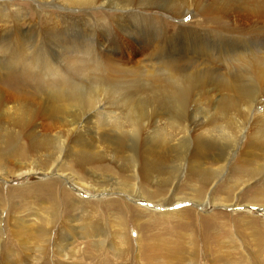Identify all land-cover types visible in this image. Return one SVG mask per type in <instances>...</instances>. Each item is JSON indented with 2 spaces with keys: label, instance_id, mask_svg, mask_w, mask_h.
Returning <instances> with one entry per match:
<instances>
[{
  "label": "bare ground",
  "instance_id": "1",
  "mask_svg": "<svg viewBox=\"0 0 264 264\" xmlns=\"http://www.w3.org/2000/svg\"><path fill=\"white\" fill-rule=\"evenodd\" d=\"M132 131L155 142L128 148L117 135ZM9 156L29 162L17 176L43 171L118 195L89 203L58 179L28 189L45 202L20 216L8 206L4 218L0 206V264H253L243 244L263 259L255 217L233 222L240 238L212 223L199 246L192 208L157 213L123 197L238 210L254 181L242 205L264 209V0H0V160ZM124 160L131 169L110 175ZM18 191L0 186V203ZM170 218L176 238L163 233ZM209 239L220 248L200 263Z\"/></svg>",
  "mask_w": 264,
  "mask_h": 264
},
{
  "label": "rangeland",
  "instance_id": "2",
  "mask_svg": "<svg viewBox=\"0 0 264 264\" xmlns=\"http://www.w3.org/2000/svg\"><path fill=\"white\" fill-rule=\"evenodd\" d=\"M11 1H13V0H11ZM31 5L33 6L34 3L32 4V3H28L27 1L25 2V6L27 7V9H30ZM163 19L166 20L167 23L172 22V19H171L170 15L163 14ZM183 21H184V23L189 22L190 21V17L189 18L188 17L184 18ZM213 51H214V53L217 54V49L216 48ZM24 93L26 94V96L23 97L24 99H26L25 102H29V103L30 102H35L36 96L34 95L35 93H33V91L30 92V90H26V91H24ZM260 99H261V101H263V97H261ZM15 103H17V102H15ZM8 107L10 108V114L16 113V110L20 109L19 107H17L13 103L9 104ZM191 108L192 107H190V110H191ZM257 112L259 113L261 111L257 110ZM252 114H253V111H252ZM102 127H104V126H102ZM101 129H103V128H101ZM219 129H220V127H214V135L212 137H208L210 139V143H209V139H208V142H207V139L205 140L207 143L211 144L210 146L213 147V148H215V146H217V145L219 146L220 145L219 143H222V139L223 138L221 139L220 132H218ZM124 130H126V128H124ZM245 134H246V130H243V133H242L243 136L241 138L242 139L241 141H245V136H244ZM90 135H91V133H90ZM117 137H119V139L122 137L121 138L122 140L120 139V141L124 142L125 146L128 145L127 146L128 148H134V149L138 148L143 143L147 144V142H148V144H153L155 142V138H154V136H151V134L145 136V134L144 135L141 134V133L139 134V132H137V131L136 132L132 131L131 133L130 132L129 133L121 132V133H119V135H117ZM141 138H142V140H141ZM218 139H220V140H218ZM213 141H215V142H213ZM178 149H180V148H178ZM190 149H191V147H190ZM236 152H237V150L235 149V151L232 153V156H231L233 159L230 157V160H229L230 162L229 163H231L232 161L236 160ZM124 162H125V160L123 162H119L120 164L118 163L116 165L111 163L112 165L111 164L110 165H111L112 168L114 167L113 168L114 171L109 172V174L110 175H114L115 174V170L118 171V168L116 167L118 165H119V167H121L124 170V172H126V171L128 172L131 169V166H130L131 164L129 162H125V163ZM20 163L29 164L27 159H25L23 157L21 158L19 156H9V157H7L4 160H0V171H1L2 176H3L2 177L1 174H0V186L8 188L9 190H12V189L13 190H19L18 191L19 195L25 197L23 200L19 201V200H17L19 195H13L12 197L10 196V197H8V200L10 201L9 205H8V200L5 197L6 200L4 199L0 203L1 207L6 205V208L3 210V214H4L2 216L3 218L8 213L9 207L11 208V211H12L11 213L12 214L15 211L16 212L14 214H18L19 212H21L22 214L20 213L19 214V216H20V215H26L25 213L27 212V208L31 204H33L35 202L37 204L39 202H45V197L44 196H40L36 191L35 192H28L27 190L28 189H33V188H35L37 186H41V185L47 184L49 181H52L54 179H58V181L63 182L64 183V187H65L66 190H68L70 193L74 194L75 196L79 197V199L87 201L89 203H92L94 201L100 200L101 198L102 199L104 198V200H105V199H108V198H110L112 196L118 195V194H116L114 192H93L92 190H89V189H86L84 187H81L74 180H71L70 178L69 179L68 178L64 179L63 176H60L58 174H53V173H48L47 174L46 172L43 173V171H35V172H30V173H24V174H22L23 176L22 175H18L17 176L16 174H13V173L17 172V167H18V165ZM121 164H123V165H121ZM1 166H2V168H1ZM97 166H98V163L97 164L96 163L95 164L92 163L88 167L92 168V170H94L95 172H100L101 170H99V168ZM183 173L184 172H181V174H180L182 178L184 176ZM225 175H226V173L223 172L222 176H221L222 178L220 177V179H223L225 177ZM86 177H87V179H86L85 182L89 183V185L90 184H92V185L95 184L93 182V180H92L90 175L89 176L86 175ZM66 179H68L69 181L68 180L65 181ZM91 180H92V182H91ZM257 181H255V183L257 182L259 185L262 184V181H260V180H257ZM251 183L253 185L254 181L249 182L250 186H251ZM246 184H247V186H245ZM246 184L242 187V189H240V192H239V194H242L241 192H243V193H246V195L241 197L242 198L241 201L237 202L238 204H241V205H239V207H238L239 209L238 210L225 208L223 206H215L214 204L209 203L208 199L205 200V202H204L205 206L202 207V208H199V207L196 208V206L193 205L192 202H187V201L184 202V201H182V203H181V201H178V200L174 201L175 205H170L167 208L166 207L165 208L164 207H159L158 208V207H155V206L153 207V206L149 205L150 203L147 204L146 201H138V200L135 201V199H133L131 197H128L127 195H125L126 198L123 197V200L126 201L131 206L135 207V206L142 205L144 207H148V209H150V210H154V211L156 210L157 213H161V212L173 213L174 211L177 212V210L180 211V210H182L184 208H192L195 211V213H193L194 214L193 218L189 219L190 223H189L188 227H194L193 228L194 229V234H195V237L197 239L198 245L200 246V244L202 243L201 238H203L204 230L207 227L211 226L212 223H215L214 225H217V223L219 221L221 222V220L222 221H226L227 224L229 225L228 226L229 227L228 230L234 235V237L236 236V237L240 238L239 237L240 236L239 232H236L237 229L234 227V223L235 222L238 223L240 221L241 222H246L247 220L250 221V219H252L253 217L259 219L261 222L262 221L264 222V209L263 208H248V207L246 208V207H244L246 205H242V204H246L247 202H249V200L251 202L252 198H254V196H255L254 195V196L250 197V196L247 195V194H249L251 192L253 187L250 188L249 184L248 183H246ZM21 191H22V194H20ZM24 191H26V192H24ZM5 192L6 191L3 190V193H5ZM219 193H221V192H219ZM217 197H221V196H219V194H218ZM233 199H234V197H233ZM22 201H23V203H22ZM234 201L236 202V199ZM100 208H102V207H101L100 204H98V210ZM215 212H218L220 214L212 215ZM177 218H180L182 220V217H177ZM183 218L186 219L185 216H183ZM176 219H171L170 218V219H168L167 223L164 224V225L167 226L164 229V232H163L165 234V236H172V237L176 238V235H177L178 232H176L173 229L171 230V228L168 225V224L173 225L174 221H177ZM174 231H175V233H174ZM183 231H184V233L185 232H187L189 234L192 233L189 230V228H186L185 230L183 229ZM129 234H130V236L132 238L133 246L135 247V241H136L137 233H136V231L130 229V233ZM207 244L210 245L209 252L207 254H203V253L201 254L200 253V255L198 257L200 263L201 262L202 263L209 262V260L214 257L213 252L216 251V249L220 248V246L217 245V244L215 246V241L213 239H209L207 241ZM244 246L246 248L245 250L248 249L251 252L255 248L254 247V248L251 249V247L249 248V246L246 247V244L245 245L243 244V247ZM263 248H264V245H263ZM251 252H249L248 256H249V258H251L250 261H252L253 264H264V256H263V259H261L262 257H260V256H259L260 258H258V256L257 257L253 256V253L255 252V250H253L252 253Z\"/></svg>",
  "mask_w": 264,
  "mask_h": 264
}]
</instances>
